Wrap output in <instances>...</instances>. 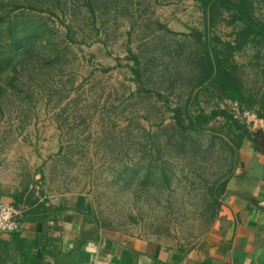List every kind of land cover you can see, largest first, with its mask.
Masks as SVG:
<instances>
[{"label": "rangeland", "instance_id": "374dc122", "mask_svg": "<svg viewBox=\"0 0 264 264\" xmlns=\"http://www.w3.org/2000/svg\"><path fill=\"white\" fill-rule=\"evenodd\" d=\"M249 3L264 24V0ZM233 14L199 0H0V180L21 187L19 210L82 198L104 228L200 243L241 148L263 142L257 113L204 82L207 37L233 43L244 27ZM227 66L246 97L264 95V40ZM178 112L209 122L183 129Z\"/></svg>", "mask_w": 264, "mask_h": 264}, {"label": "crops", "instance_id": "0c3cea01", "mask_svg": "<svg viewBox=\"0 0 264 264\" xmlns=\"http://www.w3.org/2000/svg\"><path fill=\"white\" fill-rule=\"evenodd\" d=\"M256 128L264 145V118ZM251 139L225 191L221 222L193 246L170 245L104 228L84 200L23 201L0 180V201L17 209L18 226L0 231V264H264V151ZM28 198V197H27Z\"/></svg>", "mask_w": 264, "mask_h": 264}, {"label": "trees", "instance_id": "16d2710c", "mask_svg": "<svg viewBox=\"0 0 264 264\" xmlns=\"http://www.w3.org/2000/svg\"><path fill=\"white\" fill-rule=\"evenodd\" d=\"M204 7L208 8L209 14H213L216 7L221 6L226 10L232 11L237 20L243 22V28L239 32L235 42H225L217 36L207 37L206 46L208 49L209 57H212L211 70L208 77L204 80L219 99H228L238 102L240 105L246 104L247 109L254 110L259 118H264V95L260 98H248L244 95L242 88L235 74L227 66L228 59L232 56L235 50L241 49L250 39L260 38L264 40V24L257 22L252 16V7L249 0H199ZM256 105H259L256 108ZM220 113H225L223 110ZM218 112H213L217 115ZM187 123L180 117L178 112V124L183 129H201L205 128L204 124L209 122V117L200 116H187ZM251 136V135H250ZM248 136V137H250ZM251 139L252 136L250 137ZM257 146L262 147L258 140L253 139ZM228 180L223 181L220 187L221 191L218 195H223L224 188Z\"/></svg>", "mask_w": 264, "mask_h": 264}, {"label": "built area", "instance_id": "2783aa9c", "mask_svg": "<svg viewBox=\"0 0 264 264\" xmlns=\"http://www.w3.org/2000/svg\"><path fill=\"white\" fill-rule=\"evenodd\" d=\"M17 213L12 204L0 201V231H12L17 228Z\"/></svg>", "mask_w": 264, "mask_h": 264}]
</instances>
